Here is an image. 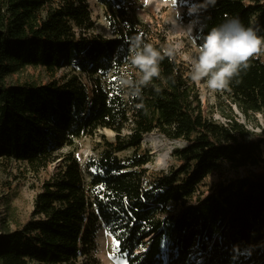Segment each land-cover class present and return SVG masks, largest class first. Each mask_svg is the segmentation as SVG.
<instances>
[{
    "label": "trees",
    "instance_id": "16d2710c",
    "mask_svg": "<svg viewBox=\"0 0 264 264\" xmlns=\"http://www.w3.org/2000/svg\"><path fill=\"white\" fill-rule=\"evenodd\" d=\"M142 1L98 0L109 38L91 33L88 0H0V157L36 172L55 164L31 217L15 228L0 223V264H84L100 227L128 264H264V126L255 133L233 110L264 121L263 51L219 90L231 109L221 122L172 49L160 76L139 83L132 46L166 48L140 25ZM189 1L183 19L199 46L233 18L264 36V0ZM26 66L44 67L49 81L6 82ZM103 129L114 135L100 134L87 179L77 151L62 149ZM153 133L186 142L172 152L177 168L149 173L142 142ZM224 162L258 168L197 194Z\"/></svg>",
    "mask_w": 264,
    "mask_h": 264
},
{
    "label": "rangeland",
    "instance_id": "374dc122",
    "mask_svg": "<svg viewBox=\"0 0 264 264\" xmlns=\"http://www.w3.org/2000/svg\"><path fill=\"white\" fill-rule=\"evenodd\" d=\"M251 2L253 0H246ZM92 19L95 26L91 33L112 37L113 33L106 18L105 7L98 0H88ZM189 0H143L142 5L136 8L135 14L140 25L159 41L166 39L165 46L176 51L177 56L191 74L192 59L197 55L199 45L194 34L193 26L184 21L183 16L190 10ZM264 59V51L261 53ZM68 66L58 72L57 76L69 72ZM50 76L42 66H26L20 68L15 74L9 75L6 82L15 84L26 80L35 82H47ZM196 83V82H195ZM205 111L208 115L223 122L226 114H231L230 102L222 91H212L206 86L205 81L197 84ZM234 114L240 122L244 123L255 133H263L264 121L260 114L257 115L260 126H256L254 118L248 120L245 115L233 106ZM105 133L112 138L114 132L110 129L99 130L94 135H83L75 140L74 146H66L62 152L75 149L80 160L86 178H89L87 162L98 155L100 134ZM183 140L169 139L163 135L153 133L146 135L142 142V150L150 151L153 160L147 165L149 173L164 170L169 172L177 168L179 163L172 155L174 149L183 147ZM125 155V154H123ZM254 165H240L224 162L220 171L208 176L198 187V193L209 194L219 184L228 183L230 180L242 177L246 172L257 169ZM55 170V164L38 172L33 171L25 161L0 157V223L4 220L11 228L22 225L31 217L34 209V201L37 193L41 190L43 181L49 178ZM196 198L191 202H195ZM174 210L178 211L181 204H173ZM167 250L164 256L167 257ZM84 264H128L118 253L117 242L104 227H100L95 236V245L89 258L84 259ZM38 264V263H36Z\"/></svg>",
    "mask_w": 264,
    "mask_h": 264
},
{
    "label": "clouds",
    "instance_id": "9594fccd",
    "mask_svg": "<svg viewBox=\"0 0 264 264\" xmlns=\"http://www.w3.org/2000/svg\"><path fill=\"white\" fill-rule=\"evenodd\" d=\"M258 31L245 27L239 18L213 27L202 37L192 59L191 80L197 84L205 81L212 91L226 89L234 77L249 67L250 58L264 51V36L258 35ZM131 51V63L142 73L139 83L145 86L160 76L159 65L165 56H172L171 50H157L152 44H145L142 49L133 45Z\"/></svg>",
    "mask_w": 264,
    "mask_h": 264
}]
</instances>
